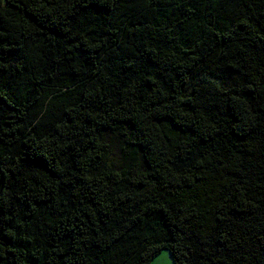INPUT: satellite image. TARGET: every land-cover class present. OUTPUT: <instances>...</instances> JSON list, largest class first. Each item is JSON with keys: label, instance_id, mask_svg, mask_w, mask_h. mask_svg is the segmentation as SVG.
Returning <instances> with one entry per match:
<instances>
[{"label": "trees", "instance_id": "16d2710c", "mask_svg": "<svg viewBox=\"0 0 264 264\" xmlns=\"http://www.w3.org/2000/svg\"><path fill=\"white\" fill-rule=\"evenodd\" d=\"M264 264V0H0V264Z\"/></svg>", "mask_w": 264, "mask_h": 264}, {"label": "rangeland", "instance_id": "374dc122", "mask_svg": "<svg viewBox=\"0 0 264 264\" xmlns=\"http://www.w3.org/2000/svg\"><path fill=\"white\" fill-rule=\"evenodd\" d=\"M151 264H174L172 254L169 250H163Z\"/></svg>", "mask_w": 264, "mask_h": 264}]
</instances>
